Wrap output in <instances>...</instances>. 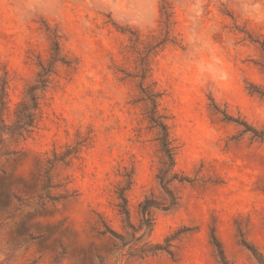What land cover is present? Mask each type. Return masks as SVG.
I'll return each mask as SVG.
<instances>
[{
    "label": "rangeland",
    "instance_id": "374dc122",
    "mask_svg": "<svg viewBox=\"0 0 264 264\" xmlns=\"http://www.w3.org/2000/svg\"><path fill=\"white\" fill-rule=\"evenodd\" d=\"M163 1L182 47L154 58L152 78L176 169L191 183L177 185V210L156 212L150 237L123 246L109 231L132 234L115 192L135 167L128 205L137 228L140 203L160 195L161 154L137 82L120 72L136 70L128 31L145 42L158 35ZM47 30L78 65L58 68L35 134L0 172V264H223L213 236L229 264H259L242 240L264 262V140L250 131H264V99L248 90L264 88L263 54L251 41L264 42V0H0V80L10 81L12 107L49 55ZM84 140L80 160L53 172V193L71 197L36 212L45 158ZM184 228L173 257L148 251Z\"/></svg>",
    "mask_w": 264,
    "mask_h": 264
},
{
    "label": "trees",
    "instance_id": "16d2710c",
    "mask_svg": "<svg viewBox=\"0 0 264 264\" xmlns=\"http://www.w3.org/2000/svg\"><path fill=\"white\" fill-rule=\"evenodd\" d=\"M160 14V33L147 37L146 42L137 32L128 31L131 44L129 48L136 55V70L133 73L126 70H121L120 72L124 75V79H131L137 82L139 96L136 103L144 105L145 120L148 122L150 129L156 131L155 141L161 154L160 167L156 175L160 195H151L140 203L139 214L141 220L137 228L131 222L128 205V193L134 188L136 182L135 167L126 170L125 175H123L124 181L115 192L117 199L120 201L117 205L118 212L124 217V223L132 230V234L128 239H125L115 234V232L109 231L123 241V246L131 245L134 241H138L145 236L150 237L156 224V212L169 213L177 210L181 204V194L177 185L191 183L188 177L176 169L177 146L171 135L169 117L160 110L163 94L157 89V84L152 78L154 58L169 44L182 47L175 36L174 15L168 2L163 1ZM47 31L51 37L49 55L46 59L38 57L37 67L39 71L37 76L33 82L26 86L23 99L14 107L11 106L9 95L10 81L7 76L0 80V172L3 175L6 174L5 164L22 154L24 151L23 145L35 134L41 118L43 103L54 83L55 76H58V68L75 69L78 65L77 59L70 57L63 51L59 36L54 32H50V30ZM122 33L125 34V32ZM251 41L260 46L263 54L261 67L264 71V42L252 38ZM248 90L251 94L264 99L263 87L251 84ZM250 131L255 138L264 140V131L255 129ZM87 141L77 142L74 146H66L60 152L54 150L50 157L45 158V164L40 175L43 194L39 196L36 212L45 209L47 203H57L71 197L66 191L53 193L54 189L61 187L54 182L53 172L58 167H71L75 161L80 160V155L83 148L87 146ZM190 231L191 229L189 228L179 230L176 234L166 239L165 245H157L148 251L154 254L166 252L170 257H173V252L170 249L172 242ZM137 233H142L139 239H136ZM212 239L220 261L223 264H229L221 244L214 236ZM242 245L252 252L259 264H264L256 250L249 246L245 240H242ZM128 254L130 256L137 255L135 249L129 251ZM99 264L104 263L100 260Z\"/></svg>",
    "mask_w": 264,
    "mask_h": 264
}]
</instances>
